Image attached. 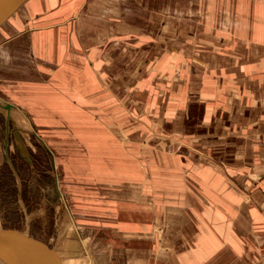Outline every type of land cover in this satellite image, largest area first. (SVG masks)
Here are the masks:
<instances>
[{
  "label": "crops",
  "instance_id": "obj_1",
  "mask_svg": "<svg viewBox=\"0 0 264 264\" xmlns=\"http://www.w3.org/2000/svg\"><path fill=\"white\" fill-rule=\"evenodd\" d=\"M182 2L171 12L170 0H33L25 26L40 27L0 45L7 137L11 124L29 134L36 110L74 118L94 98L104 112L106 89L118 90L113 105L161 139L133 149L147 155L143 184L156 180L168 202L174 184L186 204L167 206L173 224L140 221L144 244L135 224L114 247L129 248L130 264H157L156 246L162 264H264V0Z\"/></svg>",
  "mask_w": 264,
  "mask_h": 264
},
{
  "label": "rangeland",
  "instance_id": "obj_2",
  "mask_svg": "<svg viewBox=\"0 0 264 264\" xmlns=\"http://www.w3.org/2000/svg\"><path fill=\"white\" fill-rule=\"evenodd\" d=\"M182 1L170 0V11ZM32 5L33 0L22 5L0 27V45L6 38L40 27L33 19L29 28L25 26V18L34 17ZM14 22L17 26L12 25ZM23 51L26 55L28 49ZM123 63V82L128 83V59ZM110 81L113 75H108L106 83ZM129 92L123 89L121 96H129ZM63 94L66 97L59 90L58 100ZM115 96H120L118 90L106 89L104 112H98V101L93 98L89 114L75 113L74 118L59 110L57 118L43 120L39 116H49V112L36 110L38 120L32 122V131L22 135L11 124L9 138L3 116L9 102L0 97L1 139L8 154L5 160L10 161L0 168V239H7L11 247L3 251L6 259L130 264L129 248H115L114 242L128 245L130 228L137 224L140 232L134 239L144 244L147 238L141 233L140 221L159 227L167 219L163 216L167 206L172 214L186 204L174 184H166L169 202L163 200L156 180L143 184L149 173L147 155L133 149L143 144L155 147L162 144L161 139L147 135L140 118L131 120V111H126L129 108L123 105L120 110L113 105ZM164 179L168 182L169 178L164 175ZM188 214L194 220V210ZM174 219L170 216L167 220L173 224ZM153 252L154 262L162 264L165 253L157 246Z\"/></svg>",
  "mask_w": 264,
  "mask_h": 264
},
{
  "label": "water",
  "instance_id": "obj_3",
  "mask_svg": "<svg viewBox=\"0 0 264 264\" xmlns=\"http://www.w3.org/2000/svg\"><path fill=\"white\" fill-rule=\"evenodd\" d=\"M28 0H0V27H2L16 12L22 5H24ZM13 106L8 104L4 106V109L8 112L11 110ZM23 246L22 248H24ZM10 244L7 239H0V264H54L53 260L46 259L41 260V262L36 263L33 259L28 260H8L3 255L4 250H9ZM52 254H49L48 257L51 258Z\"/></svg>",
  "mask_w": 264,
  "mask_h": 264
},
{
  "label": "bare ground",
  "instance_id": "obj_4",
  "mask_svg": "<svg viewBox=\"0 0 264 264\" xmlns=\"http://www.w3.org/2000/svg\"><path fill=\"white\" fill-rule=\"evenodd\" d=\"M28 1H30V0H28ZM28 1H27V2H28ZM27 2H26V3H27ZM20 8H21V7H20ZM18 12H19V9L17 10V12H16L15 14H17ZM15 14H14V15H15Z\"/></svg>",
  "mask_w": 264,
  "mask_h": 264
},
{
  "label": "flooded vegetation",
  "instance_id": "obj_5",
  "mask_svg": "<svg viewBox=\"0 0 264 264\" xmlns=\"http://www.w3.org/2000/svg\"><path fill=\"white\" fill-rule=\"evenodd\" d=\"M8 138H9V136H8ZM9 141V140H8Z\"/></svg>",
  "mask_w": 264,
  "mask_h": 264
}]
</instances>
